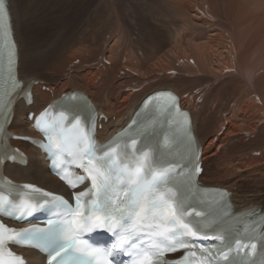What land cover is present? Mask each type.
Segmentation results:
<instances>
[{
	"label": "bare ground",
	"instance_id": "6f19581e",
	"mask_svg": "<svg viewBox=\"0 0 264 264\" xmlns=\"http://www.w3.org/2000/svg\"><path fill=\"white\" fill-rule=\"evenodd\" d=\"M7 2L18 76L51 90L34 87L31 106L19 99L7 133L34 135L28 114L69 92L88 94L113 131L147 96L173 91L203 146L202 181L232 191L236 214L264 213V192L250 198L238 189L246 172L264 173V0H147L141 11L122 12L114 0ZM17 145L28 165H7V176L66 193L35 148ZM20 252L28 264H44L36 252Z\"/></svg>",
	"mask_w": 264,
	"mask_h": 264
},
{
	"label": "snow or ice",
	"instance_id": "6c2138e0",
	"mask_svg": "<svg viewBox=\"0 0 264 264\" xmlns=\"http://www.w3.org/2000/svg\"><path fill=\"white\" fill-rule=\"evenodd\" d=\"M8 9L0 0V27H5ZM9 65L15 60V44L9 41ZM11 72V67L9 69ZM12 90L19 82L11 76ZM177 98L164 101L174 107ZM4 104L0 103V115ZM186 122H188L186 120ZM37 127L47 134V147L54 150V164L63 166L61 179L75 189L85 180L91 187L74 194L75 204L34 185H24L23 191H0V213L17 221L42 211L60 210L59 220H49L47 227L13 228L0 221V264H24V258L12 246H33L46 253L47 264H114V257L127 253L130 264H264V255L257 257V238L264 241V227L256 222L239 226L227 225L219 219L209 220L198 211L195 177L201 171L193 152L191 172L184 181L175 177L184 174L181 159L158 152L147 138L149 128H141L128 140L119 137L98 145L79 115H64L62 121ZM4 125L0 122V133ZM72 165L86 175H73ZM207 191V190H205ZM51 197V199H48ZM203 203V201H199ZM229 215L228 213L224 214ZM250 217L255 213L248 214ZM264 223V221H262ZM101 229L112 233L114 242L107 248L96 247L82 239L85 233ZM215 240L214 251L197 248L198 240ZM197 249V250H194ZM185 250L180 259L168 261L169 253ZM202 257L195 262L190 257Z\"/></svg>",
	"mask_w": 264,
	"mask_h": 264
},
{
	"label": "rangeland",
	"instance_id": "374dc122",
	"mask_svg": "<svg viewBox=\"0 0 264 264\" xmlns=\"http://www.w3.org/2000/svg\"><path fill=\"white\" fill-rule=\"evenodd\" d=\"M148 1H150V0H148ZM114 2H115L116 6H117V8H118V10L120 12H122V11H124L126 9H129V8H131L134 11H141V9L143 8L142 5L144 3H146L147 0H114ZM88 10H89V13H90L91 12L90 7H88ZM72 19H74V16H71L68 20L72 21ZM79 20L81 21L80 15H79ZM71 25H73V24H71ZM45 93L51 94V92H49V93L48 92H45ZM114 120L115 119H113V121ZM263 174L264 173L260 174L261 176L258 175L259 176L258 177L257 175L256 176L255 175H251V174L249 175V173L246 172L245 174H243L240 177V179H239L240 181L238 180V184H240V186L242 185V187L241 188H238V189H240V190L246 189L247 192L249 190V192L247 193L248 194L247 196L250 197V198L252 196L257 197L260 194L262 195L263 192H264V176H263ZM245 176H246V178H245ZM259 185H261V186H259ZM246 186H248V188ZM258 187H259V189H258ZM233 188L234 189H237L236 187H233ZM253 190H255V191H253ZM260 191H262V192H260ZM253 194H255V195H253Z\"/></svg>",
	"mask_w": 264,
	"mask_h": 264
}]
</instances>
